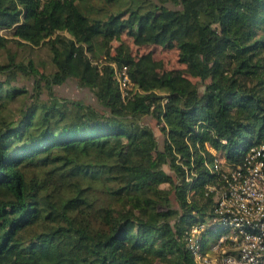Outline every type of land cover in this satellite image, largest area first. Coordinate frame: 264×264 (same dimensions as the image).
<instances>
[{
    "label": "trees",
    "instance_id": "16d2710c",
    "mask_svg": "<svg viewBox=\"0 0 264 264\" xmlns=\"http://www.w3.org/2000/svg\"><path fill=\"white\" fill-rule=\"evenodd\" d=\"M261 145L264 0H0V264H196L215 160Z\"/></svg>",
    "mask_w": 264,
    "mask_h": 264
},
{
    "label": "built area",
    "instance_id": "2783aa9c",
    "mask_svg": "<svg viewBox=\"0 0 264 264\" xmlns=\"http://www.w3.org/2000/svg\"><path fill=\"white\" fill-rule=\"evenodd\" d=\"M114 67L126 102L137 89L127 67ZM222 163L217 158L213 167V172L221 174L222 185L206 188L218 195L214 219L231 234L222 236L208 253L203 246L207 225L196 223L191 226L187 248L196 264H264V145L250 148L244 164L224 173Z\"/></svg>",
    "mask_w": 264,
    "mask_h": 264
},
{
    "label": "rangeland",
    "instance_id": "374dc122",
    "mask_svg": "<svg viewBox=\"0 0 264 264\" xmlns=\"http://www.w3.org/2000/svg\"><path fill=\"white\" fill-rule=\"evenodd\" d=\"M98 6H101V4L98 2ZM109 11L115 10V8L108 9ZM146 51V50H142ZM148 51V50H147ZM98 55H102L100 52H98ZM156 58L159 60H162L165 62L166 68H177L180 65L177 63V51L176 50H170V49H165V48H158L155 51ZM43 57L47 58V55L44 54ZM55 93L62 97L65 98L66 100H73V101H81L86 104H90L93 106H98V102L96 97L93 95V93L88 90L84 89L78 86L77 82L75 80H68L65 84L61 86H57L55 88ZM146 123H149L154 129L156 136L160 143L163 141V134L161 133L160 129L158 128L156 122L152 120L150 117L145 119ZM227 234H231L230 230L228 229H219L218 231L215 232L214 236L207 242L206 245V251L208 253H211L212 247L218 243L219 239L222 236H225Z\"/></svg>",
    "mask_w": 264,
    "mask_h": 264
}]
</instances>
